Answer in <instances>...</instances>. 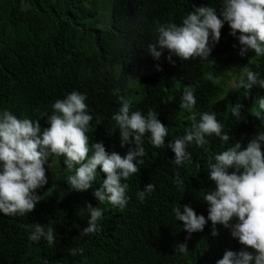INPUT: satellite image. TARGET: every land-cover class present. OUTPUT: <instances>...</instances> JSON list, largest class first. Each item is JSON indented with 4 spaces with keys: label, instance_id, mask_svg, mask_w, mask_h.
<instances>
[{
    "label": "trees",
    "instance_id": "1",
    "mask_svg": "<svg viewBox=\"0 0 264 264\" xmlns=\"http://www.w3.org/2000/svg\"><path fill=\"white\" fill-rule=\"evenodd\" d=\"M208 4L219 9L220 0H0V108H8L18 118L39 119L43 129L48 125L41 113L50 114L56 99L80 91L86 94L93 115L90 143L100 141L106 151L123 156L129 145L121 148L118 131H111V116L119 107L111 89L119 86L124 96L129 84H138V93L130 100L132 110L157 111L158 119L169 129L167 144L191 124L179 102L184 87L192 85L196 110L215 112L232 137L224 146L217 138H209L206 149L190 146L193 158L180 168L170 163L174 155L170 149L153 148L145 138L144 163L127 180L129 200L123 209L107 202L97 205L91 188L66 190L62 195L49 192L57 183L51 157L45 165L48 183L37 190L41 199L34 209L25 216L0 214V264H215L225 250L240 249L220 225L218 234L211 236L208 222L202 231L191 234L186 255L174 252V245L184 242L186 232L171 208L175 203L189 204L197 214L206 216L207 205L200 196L214 188L205 168L208 158L235 140L243 146L258 130H264L252 116V97L256 92L264 96V89L220 90L219 85L229 77L225 72L234 70L238 76L245 65L264 76V57L239 56L238 42L229 35L227 23L208 60L172 57L174 63L170 64L166 51L159 61L146 53L156 23H179L194 5ZM156 64L161 71H156ZM237 103L244 119L234 122L229 106ZM97 120L100 124L96 125ZM58 160L64 168L63 157ZM175 175L185 180L184 192L173 185ZM103 178L99 173L97 180ZM150 182L155 190L140 203L135 193ZM85 204L100 207L103 215L100 231L81 238L79 230L87 226ZM31 223L52 225L56 243L49 247L44 241H28L25 225ZM77 246L84 248L83 255H69V249Z\"/></svg>",
    "mask_w": 264,
    "mask_h": 264
},
{
    "label": "clouds",
    "instance_id": "2",
    "mask_svg": "<svg viewBox=\"0 0 264 264\" xmlns=\"http://www.w3.org/2000/svg\"><path fill=\"white\" fill-rule=\"evenodd\" d=\"M225 23L229 35L238 42L239 56L252 53L264 57V0H220L219 9L209 4L194 5L179 23H156L153 40L146 44V53L159 61L166 51L165 59L170 64L174 63L172 57L180 61L208 60ZM155 69L162 70L159 64ZM254 86L264 89V76L245 65L240 67L234 80L230 76L226 90ZM111 94L119 104L111 116L114 122L111 131H118L121 148L129 145L123 156L116 151H106L100 141L90 143L93 115L85 102L86 94L80 91L73 90L62 99H56L51 104L50 114L41 113L40 118L48 125L43 129L39 119L18 118L8 108H0V214L25 216L34 209L41 199L37 190L48 183L45 165L52 156L63 157L68 173L64 181L69 191L84 192L91 188L98 202L107 201L112 207L123 209L129 200L127 180L138 173L144 163L145 138L153 148L170 149L174 154L170 163L177 168L192 160L190 146L206 149L209 138H217L222 146L232 139L215 112L196 110L192 85L184 87L179 102V108L187 113L186 119L191 124L183 135L175 136L167 144L165 137L169 129L160 122L157 111L132 110L131 101L122 95L119 86L112 88ZM255 95L260 98L253 105L252 116L264 127V96L259 92ZM241 107L239 103L229 106L234 122L244 119ZM205 168L208 179L214 184V188L200 196L207 205V215L197 214L189 204H174L171 208L174 219L182 222L181 227L186 232L184 242L174 245V252L186 255L189 252L186 242L191 234L202 231L211 222V236L218 234L217 225H220L241 245L238 251L225 250L215 264H264V130H258L243 146L235 140L210 156ZM99 173H103L104 178L93 190ZM172 182L178 191L184 192V179L175 175ZM154 190L153 183L146 184L135 193L137 200L144 203ZM83 208L88 216L87 226L79 230L81 238L100 231L103 215L100 207L85 204ZM25 229L32 243L44 241L49 247L56 243L57 234L50 224L31 223L25 225ZM83 253L84 248L80 246L69 249L72 256Z\"/></svg>",
    "mask_w": 264,
    "mask_h": 264
},
{
    "label": "rangeland",
    "instance_id": "3",
    "mask_svg": "<svg viewBox=\"0 0 264 264\" xmlns=\"http://www.w3.org/2000/svg\"><path fill=\"white\" fill-rule=\"evenodd\" d=\"M99 2L101 3V0H99ZM225 74H227L226 76H229V77H226V83L224 85L222 84L223 81H220L219 85L222 87L220 90H226L230 76H231V79H233V80L235 79V76H236V73L234 72V70H232L231 72L230 71L225 72L223 75H225ZM221 77L222 76L217 77V78H221ZM129 83H130V79H129ZM136 86H134L132 84H129V86H127V88L124 92V97L126 99H128V100L135 99V97L133 95L138 93L136 90H137V88H139V85L136 84ZM223 94H225V93H219V95H223ZM259 98H260V96H256L254 94L253 99H252V104L254 105L256 100ZM51 167L56 173L57 183L50 186L51 189L49 190V192H55L56 191L58 194H61V195L65 194L66 190H68V187L64 181L65 176L68 174L66 168L61 167V164L58 160V157H56V156H52V158H51ZM99 183H100V180H97L96 182H94V189L99 186ZM105 202H107V201H105ZM105 202H103V203H105ZM103 203L97 202V205H100ZM76 216H78V215H76Z\"/></svg>",
    "mask_w": 264,
    "mask_h": 264
}]
</instances>
